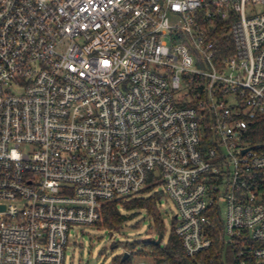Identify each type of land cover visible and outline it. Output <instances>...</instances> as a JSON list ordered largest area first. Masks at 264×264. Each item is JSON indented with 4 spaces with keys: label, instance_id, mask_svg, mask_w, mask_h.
<instances>
[{
    "label": "built area",
    "instance_id": "built-area-1",
    "mask_svg": "<svg viewBox=\"0 0 264 264\" xmlns=\"http://www.w3.org/2000/svg\"><path fill=\"white\" fill-rule=\"evenodd\" d=\"M259 124L264 0H0V264L153 194L188 257L264 264Z\"/></svg>",
    "mask_w": 264,
    "mask_h": 264
},
{
    "label": "rangeland",
    "instance_id": "rangeland-1",
    "mask_svg": "<svg viewBox=\"0 0 264 264\" xmlns=\"http://www.w3.org/2000/svg\"><path fill=\"white\" fill-rule=\"evenodd\" d=\"M162 220L165 225L163 243L167 242L173 225L177 209L166 196L158 203ZM123 214L129 212L121 210ZM138 226V227H136ZM157 240L159 235L155 230L153 220L145 212L129 221L121 231L109 232L95 226H73L69 235L65 264H114V260L123 252L127 243L135 244V252H149L143 241ZM152 262L149 258L135 256L131 264H145Z\"/></svg>",
    "mask_w": 264,
    "mask_h": 264
},
{
    "label": "trees",
    "instance_id": "trees-1",
    "mask_svg": "<svg viewBox=\"0 0 264 264\" xmlns=\"http://www.w3.org/2000/svg\"><path fill=\"white\" fill-rule=\"evenodd\" d=\"M254 138L258 142H264V124H259L258 132ZM151 189L149 187L145 192H149ZM161 198V194H153L149 197L107 202L103 206L102 218L95 227L108 230L109 232L121 231L126 223L141 215L142 212H145L153 220L157 234L159 236L162 235L164 239L165 225L158 209V203L161 201ZM121 210L130 214H123ZM144 245L150 249L149 252H135V244L127 243L125 251L131 252V257L126 261H122L124 258L123 254L115 259L114 264H131V259L135 256L149 258L156 264H209L210 258L213 257L212 254L200 255L196 259L188 257L181 240L173 231H171L165 245H162V243L158 246L150 243H144ZM202 258H204L203 262Z\"/></svg>",
    "mask_w": 264,
    "mask_h": 264
},
{
    "label": "water",
    "instance_id": "water-1",
    "mask_svg": "<svg viewBox=\"0 0 264 264\" xmlns=\"http://www.w3.org/2000/svg\"><path fill=\"white\" fill-rule=\"evenodd\" d=\"M162 238H163V236L160 235L159 238H158L157 240L146 239V240H144L143 242H144V243H150V244H153V245L158 246V245H160V243H161V241H162ZM128 258H129V254L126 253V254L124 255V258H123L122 261H126Z\"/></svg>",
    "mask_w": 264,
    "mask_h": 264
}]
</instances>
